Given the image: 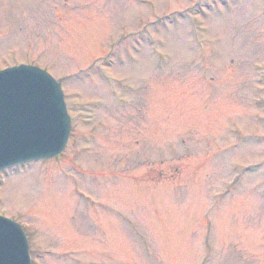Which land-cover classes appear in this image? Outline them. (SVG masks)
Returning <instances> with one entry per match:
<instances>
[{"label": "rangeland", "instance_id": "1", "mask_svg": "<svg viewBox=\"0 0 264 264\" xmlns=\"http://www.w3.org/2000/svg\"><path fill=\"white\" fill-rule=\"evenodd\" d=\"M18 65L70 118L0 173L30 264H264V0H0Z\"/></svg>", "mask_w": 264, "mask_h": 264}, {"label": "water", "instance_id": "2", "mask_svg": "<svg viewBox=\"0 0 264 264\" xmlns=\"http://www.w3.org/2000/svg\"><path fill=\"white\" fill-rule=\"evenodd\" d=\"M69 133L61 81L30 65L0 71V173L60 156ZM0 264H30L21 227L1 216Z\"/></svg>", "mask_w": 264, "mask_h": 264}]
</instances>
